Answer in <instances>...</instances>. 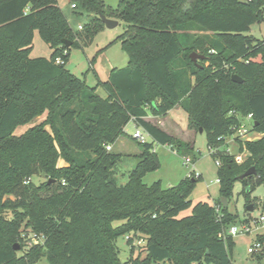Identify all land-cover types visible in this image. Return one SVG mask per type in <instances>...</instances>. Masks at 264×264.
<instances>
[{
    "label": "trees",
    "instance_id": "1",
    "mask_svg": "<svg viewBox=\"0 0 264 264\" xmlns=\"http://www.w3.org/2000/svg\"><path fill=\"white\" fill-rule=\"evenodd\" d=\"M69 1L91 14L81 29L72 27L58 0H0V264H233L235 239L219 233L237 213L220 199L200 201L180 216L192 206L201 176L169 187L145 182L161 166L156 144L186 156L193 148L145 117L165 116L177 105L186 110L189 128L203 129L220 160L221 197L230 200L238 176L255 166L241 180L245 206L255 209L264 135L236 136L240 151L249 153L242 163L224 148L250 113L254 130L264 133V39L248 34L264 20V0H120L116 8L104 0ZM100 13L124 21L119 39L128 64L91 86L66 65L71 48L105 25ZM35 31L51 47L49 57L31 56ZM193 52L204 59L195 63ZM98 85L107 96L97 93ZM132 120L152 140L130 136L141 149L139 161L119 183L116 166L124 154L107 146L127 135ZM35 176L45 180L36 183ZM31 232L45 235L44 243H29ZM119 237L130 245L126 260ZM136 238L142 242L134 244ZM257 238L264 244V234Z\"/></svg>",
    "mask_w": 264,
    "mask_h": 264
},
{
    "label": "rangeland",
    "instance_id": "2",
    "mask_svg": "<svg viewBox=\"0 0 264 264\" xmlns=\"http://www.w3.org/2000/svg\"><path fill=\"white\" fill-rule=\"evenodd\" d=\"M60 7L63 9L66 16L74 29H78V26L85 25L89 22L91 14L85 11L75 10L71 7L69 0H58ZM111 8H116L120 0H104ZM125 30L124 21L120 20V24L116 27L109 28L104 25L102 28L97 29L93 33V38L90 42L71 48L69 62L66 67L70 69L74 74L93 86L100 83V80H106V68L109 65H115L117 67H124L128 64V55L122 47V42L119 36ZM248 34L255 39H264V20L257 21L251 25ZM36 38H34V45L31 51L32 57L46 56L49 57L52 49L48 43H46L40 36L38 31H35ZM211 52H213L211 50ZM97 93L101 96L106 95V90L102 85H98ZM170 116L179 125L180 129L184 132L191 130L189 128V119L186 110L180 105L175 106ZM45 115L40 116L29 125L37 124ZM245 121V120H244ZM249 128L253 126V121L246 120ZM24 126H19L16 130V134L20 135ZM129 136L123 138L125 142L124 148L118 144L113 146V151H126L124 157L120 163L116 166V178L119 183H126L129 179L130 171L136 166L139 161L135 149L139 146L136 139L130 137L136 130L133 121H130ZM194 130V135H191V144L193 148L188 151L191 155H187L195 162V170L191 165L186 164L184 157L186 156V150L177 151L170 145L163 146L156 144V151L159 155L161 166L154 171L147 173L144 180L147 184H151L157 180H161L164 187H169L178 184L182 179L187 176H195L193 173L201 174V178L198 180L195 189L190 195L192 206L183 211L180 216L189 215L192 212L193 206L200 202L205 201L210 204L216 205L220 199V185L218 182V165L214 153H212L207 144V135L205 132ZM180 134V131L178 132ZM264 133L256 130H251L247 137L241 138V140H256L262 137ZM125 136V135H124ZM240 138V137H239ZM150 139V138H149ZM233 135L227 138L228 143L224 149L233 155L241 154L240 141ZM242 153H245L243 151ZM64 161H60L61 165H64ZM36 183H40L45 180L44 177L35 176ZM252 197H257L258 205L254 212L248 210L245 206L246 198L243 193V183L241 180H237L232 196L228 200L229 210L238 214V219L235 223L239 225L242 220L252 216V212L257 215L263 209L264 202V183L257 185L252 192ZM13 198V196H12ZM219 207V206H217ZM220 208V207H219ZM264 232V229H261ZM235 244L233 246V264H264V253L259 257L248 252L249 244L254 240V234H240L236 237ZM117 244L120 248V258L126 260L130 255V245L126 237H119ZM40 264H47L46 260H42Z\"/></svg>",
    "mask_w": 264,
    "mask_h": 264
},
{
    "label": "built area",
    "instance_id": "3",
    "mask_svg": "<svg viewBox=\"0 0 264 264\" xmlns=\"http://www.w3.org/2000/svg\"><path fill=\"white\" fill-rule=\"evenodd\" d=\"M71 6L73 9L76 7V5L74 3H72ZM78 28L81 29L82 25L80 24L78 26ZM56 62L57 63H64V60L61 57H58L56 59ZM246 120L247 121H249V120L253 121V126L251 128L248 127ZM253 129H254V119H253V114L250 113L249 115H247L246 117H244L242 119L241 125L236 127V132H235L234 136L235 137L237 136L240 138H245V137H247L249 132ZM133 136H134V138H136L137 140L142 141V142H146L148 140L147 136L140 130V128L136 129ZM246 140H249V139H246ZM107 148L110 150L112 148V146L109 145V146H107ZM244 151H245V153L241 152V154L235 156V159L238 163L244 162L245 159L247 158V156L249 155L247 150H244ZM184 160H185L184 162L186 164L192 166L193 171H194L196 165H195V162L192 160V158L189 156H185ZM216 162H217V165L220 166V160H216ZM193 174L195 175V177L201 176V174H196V173H193ZM218 182H219V179H218ZM254 210H253V212H254ZM217 211L220 212L219 207H217ZM253 212H252V216L242 220L239 225L231 224L226 232L219 233V237L225 238L226 235L236 237L240 234H251V235L254 234V240L249 244L248 252L254 253V252H258V251L262 250L264 248V244L261 240H259L257 238V236L264 234V232L263 233L261 232V229H264V209L257 215H255ZM28 238L30 241L29 243H34V244L44 243V241L46 239L45 235L38 234L36 232L29 233ZM141 242H142L141 238H136L134 241V244H140Z\"/></svg>",
    "mask_w": 264,
    "mask_h": 264
},
{
    "label": "crops",
    "instance_id": "4",
    "mask_svg": "<svg viewBox=\"0 0 264 264\" xmlns=\"http://www.w3.org/2000/svg\"><path fill=\"white\" fill-rule=\"evenodd\" d=\"M72 7V6H71ZM63 10V9H62ZM68 18V17H67ZM68 20H69V18H68ZM70 22V21H69ZM71 24V23H70ZM120 24V20H119V23H118V25ZM35 39H37L36 38V35H35V37H34ZM69 62V61H68ZM115 67H117V66H115V65H109V66H107V68H106V78L108 79L109 78V76H110V74H111V71L115 68ZM106 79V80H107ZM106 80H100V81H106ZM93 86H95V85H93ZM105 96H107V92H106V95ZM104 96V97H105ZM178 106V105H177ZM173 111V108L171 109V110H169L168 112H167V114L165 115V116H156V115H154V114H152L151 113V111H149V114L145 117V119L146 120H148V121H150V122H152L153 124H155V125H157V126H159L160 128H162L163 130H165L166 132H168L169 134H172V135H174V136H176V137H178V138H180V139H182L183 141H185V142H188V143H191V135L193 136L194 135V130L193 129H191V130H187L186 132H184V131H182L181 129H180V127H179V125L172 119V117L170 116V114H171V112ZM44 120V118H42V120H40L39 122H41V121H43ZM133 121V123H134V125H135V127H136V129L137 128H139L138 126H137V124H136V122L134 121V120H132ZM38 122V123H39ZM130 123V122H129ZM30 126H32V125H29V124H27V125H25L24 126V128H23V131H22V133L24 132V131H26ZM128 126H129V124L125 127V132L127 133V135H129V128H128ZM140 130L147 136V139H148V141H151L152 140V138H151V136H149L148 134H147V132L145 131V130H143L142 128H140ZM136 131V130H135ZM180 131V134L178 133ZM21 133V134H22ZM134 134V133H133ZM127 135H123V136H121L114 144H112V150H113V146H117L118 144H120V145H122V147L124 148V146H125V142L123 141V138H125ZM131 136H133V135H131ZM150 138V139H149ZM162 145V144H161ZM163 146H169V145H163ZM140 151H141V149H140V147L138 146L136 149H135V153L138 155L139 153H140ZM155 151H156V145H155ZM116 152H120V153H123V154H126V151H116ZM157 152V151H156ZM64 163V162H63Z\"/></svg>",
    "mask_w": 264,
    "mask_h": 264
},
{
    "label": "water",
    "instance_id": "5",
    "mask_svg": "<svg viewBox=\"0 0 264 264\" xmlns=\"http://www.w3.org/2000/svg\"><path fill=\"white\" fill-rule=\"evenodd\" d=\"M100 17H101L102 21L104 22V24L109 28L116 27L119 23V20L114 19V18H110V17L106 16L104 13H100ZM65 43L67 46L72 45V42L68 41V40H66ZM204 57H205L204 55L198 54L197 52H193L191 54V58L195 63H197L198 60L204 59ZM232 79L235 82H242L243 81V79L237 74H233ZM200 131L203 132V129L200 128ZM255 173H256V168H255V166H252L248 170H246L243 174L239 175L238 179L243 180L244 178L252 176ZM221 201H222L224 207H228V199L227 198L221 197ZM248 209L253 211L254 207L252 205H250V206H248ZM16 248H18V247L16 246Z\"/></svg>",
    "mask_w": 264,
    "mask_h": 264
}]
</instances>
